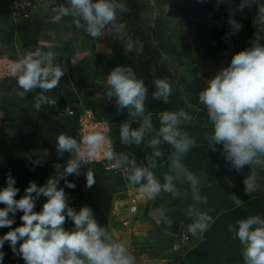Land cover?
<instances>
[{
  "label": "crops",
  "instance_id": "1",
  "mask_svg": "<svg viewBox=\"0 0 264 264\" xmlns=\"http://www.w3.org/2000/svg\"><path fill=\"white\" fill-rule=\"evenodd\" d=\"M14 1L0 0V53L22 58L30 51L50 52L53 65H59L65 75L56 89L44 93L56 98V105L45 103L39 111L33 107L35 97L41 92L39 88L21 98L16 95L21 91L16 79H0V189L7 186V176L11 174L16 181L15 187L19 189L15 198L20 199L30 182L43 186L49 177L56 175L54 164H60L62 171L71 154L58 155L56 138L63 133L76 139L77 116L70 114L69 109L78 112L85 107L93 108L98 116L111 122V136L117 153L135 159L137 166L149 167L163 183L174 149L162 141L158 147L163 155L154 157L149 141L158 131L162 112L183 109L192 119L182 123L181 130L195 139L196 146L182 157V162L201 177L199 190L208 202L198 207L209 211L215 220L208 231L195 237L191 235L188 241L178 235L182 227L188 229L192 222L187 216V209L193 203L190 185L174 181L187 195L173 198L171 194L162 192L155 200H148L140 196L138 185L126 179L130 173L129 165L114 169L82 163L79 176L66 177L75 183V188H67L64 180L58 187L64 188L70 207L76 211L84 206L90 207L97 223L129 250L146 243L154 229L167 234L171 240L172 256L161 257L163 262L170 261L177 252L179 259L175 264H196L197 254L215 251L224 259L235 261L234 264H244L242 246L238 239H233L228 225L249 215L264 216V170H259L262 177L258 180L259 189L247 195L243 181L251 171L250 167L244 166L237 172L221 151L213 152L208 146L206 137L211 134L212 125L206 109L198 101V94L203 90L200 82L206 87L207 81L221 68L205 53L191 26L183 18L173 15L169 5L161 0H121L129 9L118 14V20L127 25L125 33L118 35L106 29L104 35L94 39L82 29H77L71 17L56 19L53 9L61 4L68 6L67 0H35V11L20 17L12 15ZM258 2L264 3V0ZM241 3L242 0H233L238 23L244 32L238 31L250 43L257 31L255 17L258 4L241 10ZM261 35L260 42L264 44V33ZM130 38L142 42L141 54L129 49ZM216 45L221 47L218 41ZM227 48L233 55L238 53L233 46ZM117 65L133 67L148 89L145 115L151 117L153 131L146 134L140 145L123 144L119 129L125 122L136 128L141 118L131 117L126 108L118 110L115 98L109 100L104 94L106 77ZM165 77L173 88L167 104L152 96L154 80ZM216 147L222 149V145ZM149 157L155 161L154 167L149 164ZM37 160L41 163L34 165ZM89 169L95 173V184L91 188L85 186ZM232 194L241 198L242 207L234 204ZM130 197L137 199V210L132 214L128 213ZM46 200V197H40L34 211L39 212ZM3 207L5 205L0 204V208ZM166 210H172V225L167 229L162 227ZM9 215L12 217L11 213ZM22 215L19 211L15 214L11 228H0V237L21 226ZM124 220H128L127 225L123 224ZM64 227L71 231L74 225L68 220ZM0 250L5 253L3 264H25L20 256L13 253L8 242Z\"/></svg>",
  "mask_w": 264,
  "mask_h": 264
},
{
  "label": "clouds",
  "instance_id": "2",
  "mask_svg": "<svg viewBox=\"0 0 264 264\" xmlns=\"http://www.w3.org/2000/svg\"><path fill=\"white\" fill-rule=\"evenodd\" d=\"M252 4H258V11L255 17L257 31L251 46L234 54L230 64L209 79L207 86L198 94V101L206 109L212 125L211 134L206 137L208 146L213 152L221 151L224 159L237 172L244 166L251 169L243 181L247 195L259 189L258 180L262 179L259 170H264V44L260 42L264 33V3L242 0L240 8L242 10ZM67 5L61 4L53 9L56 19L71 17L77 29H82L94 39L104 35L106 29L118 35L125 33L127 25L118 20V14L129 9L121 0H67ZM229 23L233 31L242 27L231 19ZM128 47L138 55L143 52V44L138 39L130 38ZM152 71L154 73L155 70ZM11 72L21 89L16 92L17 96L23 98L37 88L41 90L33 104L36 111L41 110L45 103L56 105V98L44 93L56 89L65 73L59 65H53L50 52H27L12 66ZM154 85L153 98L167 104L173 93L170 81L167 77L158 78L154 80ZM104 94L109 100L115 98L118 110L126 108L131 117L141 118L138 127L132 128L130 123L125 122L119 129L123 144L140 145L146 134L153 131L151 117L145 115L148 89L144 80L137 76L133 67L117 65L106 77ZM191 119L183 109L160 114L158 131L149 141L152 156L163 155L158 147L162 141L174 149L163 183L149 167L137 166L135 159L117 153L112 141L101 131L84 135L79 143L70 135L59 134L56 138L58 155L63 156L65 152L71 154L62 171L60 164H54L56 175L49 177L43 186L30 182L20 199L15 198L19 189L15 187L16 181L11 174L7 176V186L0 189V204L5 205L0 208V228H11L15 214L18 211L23 213L20 217L22 225L0 237V249L8 242L13 253L20 256L25 264H136V258L129 249L97 223L90 207L84 206L76 211L68 205L64 188L58 187L64 180L67 188L74 189L75 183L66 177L73 174L79 176L81 164L98 157L112 162L114 169L129 165L130 173L126 179L138 185V193L148 200H155L162 192L171 194L173 198L187 195L174 181L186 182L190 185L193 201L187 209V216L192 220L188 232L195 237L208 231L215 220L209 211L198 207L208 202L199 190L201 177L182 162V157L196 146L195 139L181 130L182 123ZM82 145L85 147L82 148ZM217 145H222V149H217ZM40 163L39 160L34 161V165ZM149 164L155 166L151 157ZM94 184L95 173L89 169L85 186L91 188ZM40 197L47 200L36 212L35 204ZM231 200L237 207L243 206L237 195L232 194ZM68 220L74 225L71 231L64 227ZM164 223L172 225L167 217H164ZM228 231L242 246L244 264H264V216L249 215L238 219L235 224L228 225ZM4 256L5 253L0 250V264H3Z\"/></svg>",
  "mask_w": 264,
  "mask_h": 264
},
{
  "label": "water",
  "instance_id": "3",
  "mask_svg": "<svg viewBox=\"0 0 264 264\" xmlns=\"http://www.w3.org/2000/svg\"><path fill=\"white\" fill-rule=\"evenodd\" d=\"M168 4L173 15L183 18L193 29L205 53L222 69L230 64L216 49L210 34H214L222 42L235 47L238 52L251 46L241 31H238L235 41L229 39L223 28L213 19L211 13L204 9L196 0H161ZM228 21L238 22V17L233 7V0H219ZM232 26V24H230ZM202 89L205 88L200 82Z\"/></svg>",
  "mask_w": 264,
  "mask_h": 264
},
{
  "label": "built area",
  "instance_id": "4",
  "mask_svg": "<svg viewBox=\"0 0 264 264\" xmlns=\"http://www.w3.org/2000/svg\"><path fill=\"white\" fill-rule=\"evenodd\" d=\"M36 8L37 2L35 0H15L12 4V15L14 17L26 16L34 12ZM19 59L21 58L0 53V79L14 77L11 68ZM69 113L76 114L77 116L76 139L78 143L84 135L94 131H101L112 141V146L115 150L111 136V122L108 119L98 116L96 111L90 107H85L78 112L71 108L69 109ZM83 147L85 146L82 145V148ZM88 163L100 164L107 168H112V162L99 157ZM129 202L128 213L132 214L137 210V199L135 197H130ZM123 224L127 225L128 220H124ZM178 235L185 241H188L191 238L188 229L184 227L179 230ZM135 256H140L141 264H161L162 262V260H159L158 258H152L148 253L141 255L136 254Z\"/></svg>",
  "mask_w": 264,
  "mask_h": 264
},
{
  "label": "trees",
  "instance_id": "5",
  "mask_svg": "<svg viewBox=\"0 0 264 264\" xmlns=\"http://www.w3.org/2000/svg\"><path fill=\"white\" fill-rule=\"evenodd\" d=\"M204 9L209 11L215 19L218 24L223 28L225 31L226 35L229 37L230 40L235 41L237 38V34L231 29L230 23L225 16V13L223 11V8L221 4L218 2V0H204V2H200V0H196ZM234 7V4H233ZM242 32L244 30L241 28L240 29ZM211 39L216 47V49L221 53L225 58H227L229 61H231V58L233 54L229 53L228 51V44L222 42L219 40L214 34H211ZM220 43L221 47L216 45V42ZM228 45V46H227ZM197 78V77H196ZM10 81L16 79L15 77L8 78ZM172 216V210H166L164 217L171 218ZM162 227L163 228H169V225L164 223V219L162 221ZM134 256L138 254L135 250H129ZM136 262H137V256H135ZM196 264H234L235 261H231L229 259H224L219 253L215 251H210V252H205L202 254H197L196 255ZM179 259V255L177 252L173 254V257L170 261H167L166 263L163 264H175L177 260ZM243 259V258H242ZM241 259V260H242Z\"/></svg>",
  "mask_w": 264,
  "mask_h": 264
},
{
  "label": "rangeland",
  "instance_id": "6",
  "mask_svg": "<svg viewBox=\"0 0 264 264\" xmlns=\"http://www.w3.org/2000/svg\"><path fill=\"white\" fill-rule=\"evenodd\" d=\"M149 234H151V237L147 239L146 243L134 246L133 250H135L138 255L148 253L152 258H158L159 260L163 256L167 258L172 256L173 250L171 248V240L167 234H161L154 229H152ZM165 262L166 260L164 262L162 261L161 264ZM136 264H141L140 256L137 257Z\"/></svg>",
  "mask_w": 264,
  "mask_h": 264
}]
</instances>
